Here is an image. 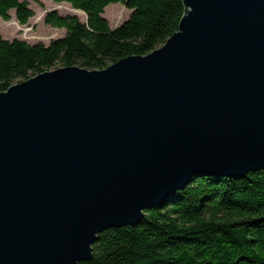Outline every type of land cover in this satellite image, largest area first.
<instances>
[{
  "label": "water",
  "instance_id": "1",
  "mask_svg": "<svg viewBox=\"0 0 264 264\" xmlns=\"http://www.w3.org/2000/svg\"><path fill=\"white\" fill-rule=\"evenodd\" d=\"M183 3L146 56L0 92V264L90 262L193 178L264 170V0Z\"/></svg>",
  "mask_w": 264,
  "mask_h": 264
},
{
  "label": "trees",
  "instance_id": "2",
  "mask_svg": "<svg viewBox=\"0 0 264 264\" xmlns=\"http://www.w3.org/2000/svg\"><path fill=\"white\" fill-rule=\"evenodd\" d=\"M84 13L50 12L45 24L65 29L49 45L7 41L0 33V92L64 67L100 71L131 56H146L179 30L183 0H51ZM121 4L128 21L111 29L105 10ZM25 26L36 15L28 2L0 0V19L10 12ZM81 264H264V170L244 178L197 176L177 196L145 212L136 226L110 228Z\"/></svg>",
  "mask_w": 264,
  "mask_h": 264
},
{
  "label": "rangeland",
  "instance_id": "3",
  "mask_svg": "<svg viewBox=\"0 0 264 264\" xmlns=\"http://www.w3.org/2000/svg\"><path fill=\"white\" fill-rule=\"evenodd\" d=\"M28 2L30 8L35 12V17L25 26H21L16 20V12L11 11V21L4 22L0 19V33L7 41L20 40L31 45L43 43L49 45L53 40L62 39L66 36L65 29H54L45 24V17L50 12H57L61 16H77L86 24L87 17L83 13L72 9L67 4H57L51 0H19ZM132 11H129L121 4H113L105 10L104 18L109 22L111 29H116L129 20Z\"/></svg>",
  "mask_w": 264,
  "mask_h": 264
},
{
  "label": "crops",
  "instance_id": "4",
  "mask_svg": "<svg viewBox=\"0 0 264 264\" xmlns=\"http://www.w3.org/2000/svg\"><path fill=\"white\" fill-rule=\"evenodd\" d=\"M50 44V43H49Z\"/></svg>",
  "mask_w": 264,
  "mask_h": 264
}]
</instances>
